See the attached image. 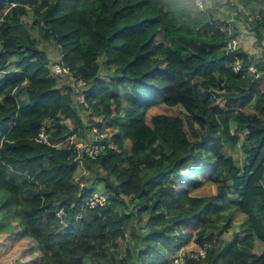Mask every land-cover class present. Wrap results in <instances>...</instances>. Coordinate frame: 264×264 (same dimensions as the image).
<instances>
[{
	"label": "trees",
	"instance_id": "obj_1",
	"mask_svg": "<svg viewBox=\"0 0 264 264\" xmlns=\"http://www.w3.org/2000/svg\"><path fill=\"white\" fill-rule=\"evenodd\" d=\"M240 1L262 5L260 44L264 0ZM209 2L0 0V213L37 243L35 264H175L194 238L210 246L186 264H264V59L226 50L240 31ZM55 63L87 82L89 107ZM86 125L113 130L97 135L106 148L96 158L76 141ZM238 146L242 166L228 151ZM98 183L108 204L91 209L83 199ZM236 209L245 236L220 238Z\"/></svg>",
	"mask_w": 264,
	"mask_h": 264
},
{
	"label": "rangeland",
	"instance_id": "obj_2",
	"mask_svg": "<svg viewBox=\"0 0 264 264\" xmlns=\"http://www.w3.org/2000/svg\"><path fill=\"white\" fill-rule=\"evenodd\" d=\"M209 5L214 6L216 10V17L221 20H228L233 22L237 29L240 31L239 40L240 46L248 50L255 57V62L260 59H264V40L262 43L257 42L255 33L252 30V20L258 16V11L262 5L256 4L255 2H250L248 5L242 4L240 0H229L231 3H216V0H208ZM29 22H32L33 17H28ZM37 38L41 40L40 48L46 52L50 58L51 64L59 59V49L54 41L43 39L38 32L34 33ZM107 76L105 72V65L102 70V77ZM61 78L62 84H69L72 86L73 78L68 76H63ZM22 97H25V91L22 89L20 91ZM75 98V97H74ZM76 102V98H75ZM82 117L85 122H87L91 117L92 113L89 110L82 111ZM68 124L72 125L71 120L66 121ZM113 130H99L98 132L94 129H90L89 125H86L77 136L76 141L81 144H89L99 136H107L111 134ZM74 139V137H71ZM42 140V138H41ZM47 140V139H46ZM44 140V141H46ZM58 146H62L59 143ZM228 151L235 157L238 163L242 166L244 163L245 155L241 148L238 146L236 149L229 148ZM90 176V172L81 164L77 172V180L84 183H91L86 180L85 177ZM98 191H102L103 185L98 183ZM248 218L247 214L243 213L239 209H236L233 214V220L231 227L224 231L220 236L225 240H231L235 234H240L243 238L246 234L244 230V222ZM182 234H186L187 230L181 227L180 231ZM127 243H122L120 250L121 253H125ZM189 250H196L198 248V243L195 238L188 243ZM258 251H264V243L258 242ZM120 254H116L118 256ZM41 252L38 249V245L30 237L23 235V227L20 221L14 216H8L0 213V264H35L39 258H41ZM86 264H96L92 260H87Z\"/></svg>",
	"mask_w": 264,
	"mask_h": 264
},
{
	"label": "built area",
	"instance_id": "obj_3",
	"mask_svg": "<svg viewBox=\"0 0 264 264\" xmlns=\"http://www.w3.org/2000/svg\"><path fill=\"white\" fill-rule=\"evenodd\" d=\"M198 3L202 6V0H198ZM2 20V19H1ZM0 20V21H1ZM240 47V40L239 38H231L227 41L226 50L232 51L235 49H238ZM53 68L56 73L61 74L63 76H67L70 71L69 68H63L60 64H53ZM234 69L236 71H239L241 69V62L237 61L234 65ZM249 71L252 73L257 72V67L254 65L249 66ZM76 83V84H75ZM74 89L76 92V99L84 104L86 107H89V103L86 100V96L84 94L85 87L87 86V82L80 78L75 81L74 79ZM42 141L46 140V136L44 133L41 134ZM109 146L113 147L114 143L109 142ZM80 150H85V152L92 158H96L105 148L106 145L103 143L102 140H99L98 138L95 139V141L89 143V144H79L78 145ZM80 186H84L85 183L79 181L78 182ZM108 195L106 193H103L101 191H94L87 195L83 201L86 204V206L90 207L91 209H96L98 207H104L108 204ZM63 213V209H59L58 214L61 215ZM210 244L205 243L203 246H198L196 250H189L188 246H185L182 248L181 252L177 254V257L175 259V264H186L185 262V254L188 252L191 256L196 258H205L207 255V251Z\"/></svg>",
	"mask_w": 264,
	"mask_h": 264
},
{
	"label": "clouds",
	"instance_id": "obj_4",
	"mask_svg": "<svg viewBox=\"0 0 264 264\" xmlns=\"http://www.w3.org/2000/svg\"><path fill=\"white\" fill-rule=\"evenodd\" d=\"M81 144V143H78V145ZM79 182V181H78Z\"/></svg>",
	"mask_w": 264,
	"mask_h": 264
}]
</instances>
